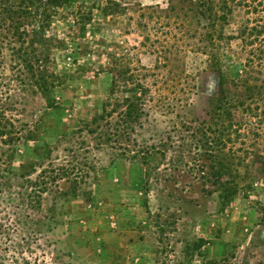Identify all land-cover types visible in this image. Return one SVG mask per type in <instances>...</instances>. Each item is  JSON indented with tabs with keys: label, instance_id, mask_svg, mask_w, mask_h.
I'll return each mask as SVG.
<instances>
[{
	"label": "rangeland",
	"instance_id": "rangeland-1",
	"mask_svg": "<svg viewBox=\"0 0 264 264\" xmlns=\"http://www.w3.org/2000/svg\"><path fill=\"white\" fill-rule=\"evenodd\" d=\"M49 1H0V264H264V119L218 149L223 86L195 17L176 0ZM113 72L119 98L147 87L125 130L91 119Z\"/></svg>",
	"mask_w": 264,
	"mask_h": 264
},
{
	"label": "trees",
	"instance_id": "trees-1",
	"mask_svg": "<svg viewBox=\"0 0 264 264\" xmlns=\"http://www.w3.org/2000/svg\"><path fill=\"white\" fill-rule=\"evenodd\" d=\"M176 1H180L181 5L178 11L172 5L168 10L174 18L180 17L179 13L184 11L183 19L188 25L192 24V18L195 17V24L202 29L196 32L198 42L202 43L197 50L206 55L208 66L217 73L219 84L223 86L213 100L209 114L210 123L216 127L217 132L213 141L217 143L218 149H222L223 137L226 136L233 142L240 135L258 130L255 126L261 125V119H264V0ZM2 2L5 7H1V10L10 14L25 3L24 0ZM231 24H234V27L226 30L225 27ZM40 27L39 24L38 29ZM43 38L45 37L41 36L40 40L44 41ZM231 41H236L239 47H231ZM120 76V72L112 73L106 90V101L100 103V112L93 114L91 119H109L116 113L117 119L123 121L120 129L125 130L127 125L142 115L143 97L147 93V87L133 83L126 89L131 93L130 97L119 98L114 87ZM228 85L240 87L241 91L231 92ZM120 106L123 109L117 112ZM255 119L258 121H254ZM242 126L246 128L243 133L240 131ZM219 168H223L222 164ZM232 182L233 180L226 179L217 181L222 193L226 194H229L226 185ZM230 192L233 195L236 189Z\"/></svg>",
	"mask_w": 264,
	"mask_h": 264
}]
</instances>
